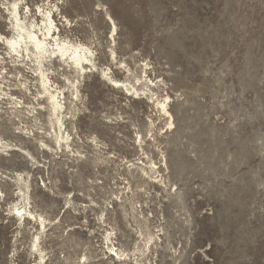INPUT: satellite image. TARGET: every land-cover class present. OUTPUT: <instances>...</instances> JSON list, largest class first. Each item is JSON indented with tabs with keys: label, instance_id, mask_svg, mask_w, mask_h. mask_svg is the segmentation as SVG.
<instances>
[{
	"label": "rangeland",
	"instance_id": "obj_1",
	"mask_svg": "<svg viewBox=\"0 0 264 264\" xmlns=\"http://www.w3.org/2000/svg\"><path fill=\"white\" fill-rule=\"evenodd\" d=\"M14 3L28 25L51 10L92 64L48 66L74 85L58 130L35 66L0 42L21 105L0 100V264H121L111 245L139 264H264V0H0L3 36Z\"/></svg>",
	"mask_w": 264,
	"mask_h": 264
},
{
	"label": "bare ground",
	"instance_id": "obj_2",
	"mask_svg": "<svg viewBox=\"0 0 264 264\" xmlns=\"http://www.w3.org/2000/svg\"><path fill=\"white\" fill-rule=\"evenodd\" d=\"M9 10H11L10 21L14 33L12 36H3L0 33V42L8 48L9 54L12 53L21 58V61L27 60L35 66L34 70L40 88L39 97H41L46 103L44 108L48 111L49 122L52 127L61 130L64 125L63 118L65 117L64 115L67 109L65 106V93L70 91V88L74 85L71 84L68 77H65L64 79L68 83L67 87L55 86V82L52 81L49 76L48 71L51 68L48 66L51 64L52 59H57L66 67L74 68L79 75H82L85 73L87 66L92 64V50L81 45L71 44L68 41L56 37L54 35V29L56 26L54 25L50 13L51 10L42 14V23L38 25L33 24V22L28 25L21 19V13L17 3H14L11 9L8 8V11ZM105 77L112 81L113 84L120 85L129 90L126 83L119 82L108 75H105ZM22 84L26 90H29L28 87L25 86L26 82H22ZM2 99H7L8 102L16 107L21 106L20 101L15 100L13 96H11V93L5 92L3 88H0V100ZM167 100L168 97H164V100L160 104L161 110L165 114H169ZM54 139L56 143H58V146H60L61 142L68 144L69 135L66 133V136H63L59 131ZM14 209L20 219H31L40 225L41 228L45 227L46 219L41 215L34 214L27 205L15 206ZM39 238V236L36 237L37 242ZM153 239L154 237L152 235H148L145 247L152 241L155 243ZM35 247L37 249L36 251L39 253L40 260L43 261V253L39 247V243L35 244ZM109 249L112 251L111 255L116 256L118 260L121 261V264H127L132 261H135V264H139V261L142 260V257L145 255L144 250L139 249L138 247H135L132 251H128L126 249L115 248L114 245H111Z\"/></svg>",
	"mask_w": 264,
	"mask_h": 264
}]
</instances>
